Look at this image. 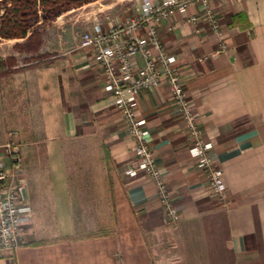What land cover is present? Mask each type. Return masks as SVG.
<instances>
[{
  "label": "crops",
  "instance_id": "1",
  "mask_svg": "<svg viewBox=\"0 0 264 264\" xmlns=\"http://www.w3.org/2000/svg\"><path fill=\"white\" fill-rule=\"evenodd\" d=\"M138 2L89 0L65 11L89 4L85 28L105 27L107 19L135 13ZM208 2L224 48L204 18H185L195 3L173 9L156 31L176 57L181 86L220 167L223 198L212 194L204 169L189 155L190 136L159 79L137 90L135 114L144 119L143 137L177 208L174 221L164 216L150 177L123 170L135 162L133 140L102 86L92 48L78 46L80 33L75 40L60 28L36 49L45 61L10 70L1 121L2 129L12 125L2 132L37 133L50 163L45 183L26 191L31 214L20 229L23 239L0 252V264H264V0ZM70 137L86 146L92 178L90 210L79 220L59 148ZM76 224L88 228L78 232ZM41 225L56 228L44 234Z\"/></svg>",
  "mask_w": 264,
  "mask_h": 264
},
{
  "label": "built area",
  "instance_id": "2",
  "mask_svg": "<svg viewBox=\"0 0 264 264\" xmlns=\"http://www.w3.org/2000/svg\"><path fill=\"white\" fill-rule=\"evenodd\" d=\"M192 3L196 10L185 18L190 21L204 18L210 30L216 33L219 48H224L215 12L208 0H139L135 13L107 19L105 27L93 22L90 28L80 32L78 39V46L92 48V58L101 67L102 86L111 94L120 111L123 129L133 140L135 162L125 166L124 172L141 171L150 177L156 200L164 216L171 221L177 218L176 205L163 181L162 169L143 137L144 119L135 114L139 88L151 89L159 79L163 80L178 118L190 136L189 155L204 169L212 194L219 198L224 194L220 167L211 161L210 143L202 138L192 102L181 86L176 57L162 47L156 31V22L161 18L173 9L182 11L185 5ZM11 132L7 130L9 136L0 142V252L10 251L22 241L20 229L31 214L20 150Z\"/></svg>",
  "mask_w": 264,
  "mask_h": 264
},
{
  "label": "rangeland",
  "instance_id": "3",
  "mask_svg": "<svg viewBox=\"0 0 264 264\" xmlns=\"http://www.w3.org/2000/svg\"><path fill=\"white\" fill-rule=\"evenodd\" d=\"M90 8V5H83L81 7H78L76 9H72L69 11L60 12L57 14L53 19L50 21L43 23L39 26V44L49 42L50 39L55 37V32H60V28H63V30L66 32V34L70 33V37L75 36V40L78 38V34L86 29L85 25L83 24L85 18V10H88ZM14 40V38H2L0 37V54H10L11 51L14 52V68L13 70H19L25 65H28L32 62H34V59H40L45 60L48 58L46 56V53L42 51L41 55L38 54V50L30 51L26 49H19L17 47H13L11 45V42ZM37 46V49H38ZM28 56V54H30ZM12 64V65H13ZM13 71H8L6 74H0V142L7 136V132L3 133L9 126L12 124H5L4 129H2V121L3 116L5 117L8 112L5 114L2 112L4 108L6 109V103L7 99L9 98L8 94H10L11 89V81L10 78H12ZM14 133L13 131L11 132ZM6 134V135H5ZM37 133L32 134H23L22 136H18L17 134H13V138L18 140V146L20 150L21 155V163L24 168L25 172V180H26V191L30 189V187H33L38 183V181H42L44 184L46 180V170L49 168L50 161L47 160V150L46 146L42 144V141L40 139L39 135H36ZM19 135V134H18ZM35 136V137H34ZM34 138L37 140H34L31 143H24L23 138ZM26 138V139H27ZM59 148L62 152V159H63V165L65 170V176L64 179L66 181V184L68 186V191L70 197H72L75 201L71 205V211L75 213L77 220H79V216H82L84 212H89L90 205L92 201V183H91V177L89 176V163L88 160H85L87 155L86 146L83 144V142L74 137L66 138L61 141L59 144ZM91 188V189H90ZM91 197V199H90ZM45 212H49L48 210ZM76 230L78 232H84L88 228L87 225H77L76 224ZM39 228L44 232V234H48L50 229L54 230L56 228L55 226L50 225H41Z\"/></svg>",
  "mask_w": 264,
  "mask_h": 264
},
{
  "label": "trees",
  "instance_id": "4",
  "mask_svg": "<svg viewBox=\"0 0 264 264\" xmlns=\"http://www.w3.org/2000/svg\"><path fill=\"white\" fill-rule=\"evenodd\" d=\"M86 1L89 0H0V37H13V47L34 51L41 24ZM13 63V54L0 55V74L10 71Z\"/></svg>",
  "mask_w": 264,
  "mask_h": 264
}]
</instances>
